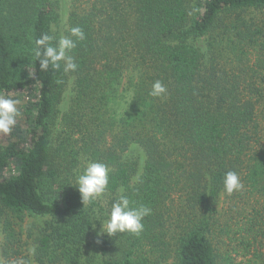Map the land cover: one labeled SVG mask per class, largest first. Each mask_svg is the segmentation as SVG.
I'll list each match as a JSON object with an SVG mask.
<instances>
[{
	"label": "trees",
	"instance_id": "1",
	"mask_svg": "<svg viewBox=\"0 0 264 264\" xmlns=\"http://www.w3.org/2000/svg\"><path fill=\"white\" fill-rule=\"evenodd\" d=\"M66 5L63 20L62 0H0V94L35 97L18 106L22 139L0 138L3 264H28L21 255L33 248L35 264H158L146 253L159 264H219L213 235L232 224L262 247L253 260L264 264V59L247 51L262 37L230 20L264 0ZM77 25L86 33L72 53L78 69L41 72L35 39ZM156 80L162 98L149 95ZM90 161L108 165L110 181L83 205L75 181ZM226 171L239 174L241 191L226 194ZM120 189L151 208L144 231L119 233L112 254L100 237L91 253L93 219H106Z\"/></svg>",
	"mask_w": 264,
	"mask_h": 264
},
{
	"label": "clouds",
	"instance_id": "2",
	"mask_svg": "<svg viewBox=\"0 0 264 264\" xmlns=\"http://www.w3.org/2000/svg\"><path fill=\"white\" fill-rule=\"evenodd\" d=\"M86 39V33L79 25L73 26L68 35H60L58 38L48 33H42L35 39L31 54L35 61H39L40 70L48 71L50 68L63 72H75L78 69L73 50L77 48L79 42ZM34 73L29 71V76ZM167 94V87L162 81L156 80L149 92L154 98H162ZM19 99H14L4 94H0V133L8 135L12 132L20 115L18 105ZM110 181V169L108 165L99 161H90L82 172L76 176V187L81 195L83 205L92 204L103 196L108 190ZM223 189L228 195L241 191L244 187L240 176L235 171H226L222 179ZM151 208L135 203L124 189L119 190V194L111 203L110 210L103 215L105 220L94 218L93 221L101 222V233L108 236H115L118 233H127L140 236L144 231V219L151 215ZM92 221V223H93ZM30 254H35V248L30 250ZM2 264V262H0ZM14 264H25L19 260Z\"/></svg>",
	"mask_w": 264,
	"mask_h": 264
},
{
	"label": "rangeland",
	"instance_id": "3",
	"mask_svg": "<svg viewBox=\"0 0 264 264\" xmlns=\"http://www.w3.org/2000/svg\"><path fill=\"white\" fill-rule=\"evenodd\" d=\"M66 0H62V19L65 20L66 16H65V8H66ZM64 12V14H63ZM230 20H232L233 22H239L240 24L242 23V25H240L241 28H248L249 31L253 32L254 35H256V38L258 37H262L261 39L256 41V45L253 47H249V49L247 50L248 52L251 53V59H264V9H247L245 11H238L236 13H234L232 16H230ZM238 23V24H239ZM64 27V25H62V28ZM221 31V30H219ZM219 33V32H218ZM225 42L223 41V37L219 36V35H215L214 34V44L218 45L219 47L221 46V44ZM238 44V42H237ZM14 99H19L20 103L18 106L22 105L24 106L26 103H30V102H35V97H34V92H24L23 94H19L16 97H12ZM20 129L24 130L25 129V125L21 124L19 126ZM17 132L13 129L12 132L8 135L2 134L0 133V138H7V137H12L13 139L18 138V140H21L23 136L18 135V137L16 136ZM15 137V138H14ZM10 172H12V170H10ZM6 173H9V171H6ZM104 202V205L106 204V201H102ZM103 204V203H102ZM106 206V205H105ZM104 206V208H105ZM220 212H222V210L220 209ZM221 214V213H220ZM220 224L224 225L225 224V219L226 217L224 216L222 218V216L220 217ZM105 220V219H104ZM103 221V220H102ZM33 222L32 219H30L29 221H26V223H24V228L27 227V224ZM99 233L98 236L94 237V240H90L91 243V247L92 251L91 253H94L97 249H98V244L100 245V241L103 238H107L108 241L111 243L110 246V252L112 254V251L116 253L118 249H122V247L120 246L119 243V233L116 234L115 236H108L106 233H101V222L99 221ZM246 228V226H245ZM216 234V236H215ZM246 230H243L242 228L239 227V225L236 224H232L231 227L229 228H225L223 229V231H219V229H217L216 232H214L213 235V245H214V249H215V253L217 254L218 257V262L219 264H256L253 260V256L255 255L254 252L257 251L260 252V250L262 249V247H260V245H254L253 246V242L249 239H251L250 234L246 236ZM101 237V240H100ZM171 235L167 234V238L166 240L170 241ZM27 239L25 237H23V240ZM92 239V238H91ZM3 240V235L0 231V243ZM119 242V243H118ZM248 242H250V245L248 246ZM122 244V243H121ZM118 245V246H117ZM29 248L30 245H29ZM26 255L27 258H29V263L28 264H35V261L33 259V255L27 251L24 252V254L22 253V257ZM143 255V254H142ZM142 255H140L139 257V261L143 260ZM145 257L150 260V261H156L159 264L160 262H163V260H160L157 258L158 254H151V253H146L144 254ZM19 260H22L19 256ZM0 262H2V264L4 263L2 255H1V251H0ZM169 263H161V264H170L171 263V259L168 260ZM95 264V263H94Z\"/></svg>",
	"mask_w": 264,
	"mask_h": 264
}]
</instances>
